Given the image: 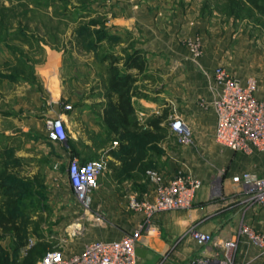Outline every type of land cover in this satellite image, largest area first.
Here are the masks:
<instances>
[{"label": "rangeland", "instance_id": "obj_1", "mask_svg": "<svg viewBox=\"0 0 264 264\" xmlns=\"http://www.w3.org/2000/svg\"><path fill=\"white\" fill-rule=\"evenodd\" d=\"M142 1L150 2L147 10L157 7V0H137L136 5ZM206 3L217 10L220 42L205 51L198 37L190 39L189 35L181 33L178 43L183 52L174 57L159 52L157 71L148 74L145 68L149 52L145 38L140 31L120 28V22L130 16L133 0H0V183L4 184L0 186V206L16 201L17 223L25 229L27 237L26 247L14 252L13 240L0 236V264L4 254L11 261L21 263L29 249L34 253V264H38L46 252L62 251L69 239L83 234V228L75 225L86 222L84 213L87 211L77 201L78 214L70 216L69 202H65L75 200L67 176L73 160L96 161L103 156L111 157L113 152L114 157L130 161L123 168L113 170L108 159L97 187L101 182L118 178L120 182L133 177L125 172L139 158L138 148L134 146L135 151L130 155L126 154L127 147L122 152L115 151L121 145L119 138L108 131L102 120L104 107L101 106L110 99L108 70L111 65L120 73L134 77L132 97L137 91L140 97L144 96L142 90L148 87L145 79L157 90L165 86L160 67L166 65L182 72L187 61L192 60L197 66L204 56L212 58L215 67H222L243 83L253 82L257 95L261 89L264 92V13L255 12L245 2L238 8L236 18L229 15V0H206ZM171 16V12L159 13L157 22L171 24ZM132 56L143 62L142 71L133 66L126 70V62ZM171 101L156 114L143 116L134 111L132 118L139 126L134 133H145L149 122L161 118L160 130L151 132V149L157 153L155 165L147 161L150 166L143 164L146 167L143 171L140 169L144 167L139 166L135 178L141 180L140 185L151 186L146 172L153 170L168 177L165 169L171 160L174 173H184L177 155L180 147H187L194 162L201 165L203 174L212 182L211 201H220L224 198L220 181L227 171L220 162L221 157L230 162L237 156L246 162L248 159L249 163L251 157L262 158L264 154L231 152L214 143L210 130L212 100L203 97L196 100L197 109L207 112L201 127L195 121L194 111L182 110L180 97H173ZM65 104L71 106L68 111L76 109L85 117L76 129L70 127L63 143L50 144L43 131V121ZM174 116L182 118L187 130L186 139L182 141L169 130ZM74 135L77 140L73 139ZM196 135L207 140L198 141ZM126 140V145H134L132 139ZM114 142L117 145L112 150ZM214 149L217 155L213 154ZM258 177L264 180V175ZM127 184L134 189L122 193L123 205L114 206L115 211L142 214L129 209L125 201L130 196L141 199L148 195L137 192L134 183L128 181ZM90 211L94 223L116 224L115 215L106 214L102 207H90ZM192 228H197V224L188 229Z\"/></svg>", "mask_w": 264, "mask_h": 264}, {"label": "crops", "instance_id": "obj_2", "mask_svg": "<svg viewBox=\"0 0 264 264\" xmlns=\"http://www.w3.org/2000/svg\"><path fill=\"white\" fill-rule=\"evenodd\" d=\"M156 2L155 6L157 7L155 11L154 9L147 10L150 8L149 1H142V4L136 5L137 0H133V6L129 9L130 16L127 20L120 22V28L140 31L141 35L145 38L149 52L146 55L148 65L145 68L148 74H153L157 71L159 58L156 56L159 52H165V54L170 53L173 57L177 53L183 52L179 48L178 43L180 35L183 33L189 35L190 39L198 37L205 51H208L207 47L215 46L220 42L218 31L221 29V24L216 16L217 10L212 5L206 3V0H157ZM151 4L154 3L151 2ZM125 10H127V7H125ZM155 12H157V16ZM169 12L172 13L171 24L167 25L161 21L157 22L156 17H158L159 13L165 14ZM191 62L193 61L191 60L185 63L182 72L174 71L166 65L165 68L160 67L165 85L162 89L157 90L150 80L147 81L145 79L144 82L147 83L148 87L142 90L144 96L140 97L137 91L136 95L131 98L135 114L140 113L143 116L153 113L156 114L158 109L168 105V102H172L171 99L173 97H180L181 101H183L181 103L182 110L184 112L194 111L195 121L201 127L207 112L197 109L196 100L198 97L212 100L213 91L211 89V80L213 71L217 66L215 67L212 64L213 59L209 56L201 58L197 66ZM49 77L51 76L49 75ZM262 91V89L258 91V95L255 92V96L260 99L264 98V92ZM101 107L103 108L104 105ZM211 112L212 120L210 130L212 140L218 145L214 139L215 113L213 109ZM58 115L63 118L66 133L70 127L74 126L76 129L78 123H81L82 118L85 117L84 113H78L76 109L68 111L64 108L60 111L56 110L53 116ZM86 117L88 124V116ZM45 120L43 121V131L46 139L48 143L54 144L56 142L48 139L44 127ZM195 138L198 141L207 140V138L200 135H196ZM73 139L77 140V136L74 135ZM218 146L227 150L220 145ZM111 149L114 150V147ZM115 151L119 150L117 149ZM215 153L217 151L214 149L213 154L217 155ZM253 153L257 154L259 152ZM143 154L136 159L137 161L132 163L133 167L125 172V174L133 175L130 180L123 179L119 182L121 179L118 178L114 179L115 181L113 182H101L95 191L94 197L92 196L91 207L93 209L102 207L106 214H114L116 224L94 223L91 211L85 212L86 222H79L75 225L77 228H83V234L69 239L70 242L68 245L62 249L65 256L68 257L79 253L88 243L120 240L126 234L136 231L143 224L142 214H126L120 210L116 212L114 208V206L123 205V192L133 191L134 188L132 189L131 185L127 184L128 181L135 184L137 187L135 190L141 193V195H145V193L149 195L151 193L152 187L148 186V184L146 186L140 185L141 180L135 178V174L139 166L143 164H148L149 166L150 164L155 165L157 153L151 149V144H148L144 148ZM177 157L182 163L183 172L196 178L200 182V187L194 193L190 208L161 213L154 217L149 231L142 233V237L135 248L137 264H188L189 260L193 257L205 256L210 258L215 256V254L221 253L222 243L238 236L241 225H245L256 233L264 235V208L253 207L251 209H245L239 201L240 196L243 194L242 188L240 185L234 184L231 180L234 175L241 173H251L256 176H260V174L264 175V157H251L249 163L248 159L246 162L237 156L230 162L226 161L225 157H221L220 162L225 168L227 167V171L220 181V190L224 197L220 201H211L212 182L208 176L203 174L201 165L194 162L195 160L189 148L180 147ZM107 158L111 160L113 170H119L126 163H130L126 158L119 159L114 157L113 154H111V157L107 155ZM147 161L151 163L149 164ZM253 162H257V164ZM167 165L168 169H165V172L170 177L174 174L173 160L168 161ZM65 202H69L70 205L68 213L70 216L75 217L78 214L77 200H65ZM125 202L127 203V199ZM192 224H197L200 232L211 235L212 242L205 247H200L190 239L187 231ZM234 260L239 263L253 264H261L263 262V258L260 256V250L256 246L248 243L244 238L238 243V247L234 253Z\"/></svg>", "mask_w": 264, "mask_h": 264}, {"label": "built area", "instance_id": "obj_3", "mask_svg": "<svg viewBox=\"0 0 264 264\" xmlns=\"http://www.w3.org/2000/svg\"><path fill=\"white\" fill-rule=\"evenodd\" d=\"M211 82L216 143L236 153H264V98L255 96V84H243L222 67L214 69ZM70 108L69 104H65V110ZM44 127L50 141L63 143L66 140V129L60 115L47 117ZM169 130L179 141L186 139L187 130L182 118L174 116ZM116 145L117 142H114L113 147ZM107 160V156L88 162L73 160L68 166L69 185L75 199L86 211L91 207L97 180L106 170ZM146 177L152 187L151 193L145 198L130 196L127 200L129 209L140 211L144 215V223L136 231L117 241L88 243L79 253L68 257L62 251H48L38 264H137L135 248L142 233L149 231L154 217L161 213L190 208L194 193L200 187L196 178L181 172L164 177L159 172L149 170ZM231 180L242 188L243 194L239 201L245 209L264 208L263 179L251 173H241L233 176ZM187 234L200 247L212 242V236L200 232L198 228L188 229ZM243 238L260 250V256L263 258L261 264H264V235L245 225H241L237 237L222 243L220 254L210 258H191L188 264H253L234 260L238 243Z\"/></svg>", "mask_w": 264, "mask_h": 264}, {"label": "trees", "instance_id": "obj_4", "mask_svg": "<svg viewBox=\"0 0 264 264\" xmlns=\"http://www.w3.org/2000/svg\"><path fill=\"white\" fill-rule=\"evenodd\" d=\"M229 3V15L236 18L238 17V8L242 7L244 3L255 12L264 13V0H229ZM129 66L137 68L139 72L143 70V62L139 61V58L136 56H132L127 60L126 70ZM108 72L110 99L103 108V123L108 131L119 138L118 142L121 144L118 149L119 151L127 147L128 150L126 154L130 155L134 153L135 150L133 147L135 146L138 148V156L141 157L144 155L143 152L146 145L151 144V140L153 139L152 130H160L161 118L149 122V129L145 133H134L133 130H139V126H137V123L132 118L134 115V107L131 102V97L134 93L132 86L134 77L129 73H120V71L112 65ZM126 136L134 141V145H129V143L125 145V141L128 139L125 138ZM112 154L114 153L112 152ZM143 167L144 168L140 169V171L146 169L145 165ZM0 186L3 187L4 184L0 183ZM16 210V201H9L7 204H2L0 206V236H9L13 240V244H15L14 252L26 247L25 245L27 242L25 229L17 223ZM33 255L34 253L29 249L23 257L24 260L18 264H34ZM2 264H17V262L15 260L11 261L10 257L4 254Z\"/></svg>", "mask_w": 264, "mask_h": 264}]
</instances>
